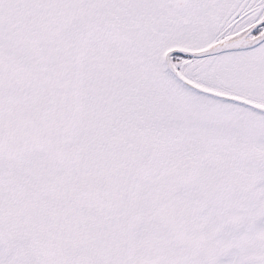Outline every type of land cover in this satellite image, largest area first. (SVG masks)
Returning <instances> with one entry per match:
<instances>
[{
    "label": "rangeland",
    "instance_id": "obj_1",
    "mask_svg": "<svg viewBox=\"0 0 264 264\" xmlns=\"http://www.w3.org/2000/svg\"><path fill=\"white\" fill-rule=\"evenodd\" d=\"M25 1L11 6L42 19L58 6L64 17L63 0H40L38 11ZM51 27H41V63H20L25 57L8 56L0 42V77L10 60L31 73L41 69L37 87L14 88L24 95L21 116L35 125V146L27 139L6 147L0 142V264H264V113L173 80L158 63L176 43L173 25L167 42L151 46L146 58L152 63H120L123 79L106 73L105 94L92 71L77 81L69 78L67 36L54 35ZM16 37L29 40L27 32ZM262 49L264 56V42ZM253 54L219 53L216 61L172 64L200 87L264 107V57L252 62ZM50 87L53 99L44 96ZM9 90L0 89V126L14 102L6 94L16 92ZM33 106L40 114L35 122L28 113ZM134 124L156 135L160 163L180 158L196 164L194 182L178 193L180 240L166 238L160 225L147 220L148 179L138 173L132 181L120 173L127 165L118 160L123 144L117 130ZM206 157L211 164L201 162ZM89 175L103 201L76 189Z\"/></svg>",
    "mask_w": 264,
    "mask_h": 264
},
{
    "label": "flooded vegetation",
    "instance_id": "obj_2",
    "mask_svg": "<svg viewBox=\"0 0 264 264\" xmlns=\"http://www.w3.org/2000/svg\"><path fill=\"white\" fill-rule=\"evenodd\" d=\"M0 1V42L8 56L12 57L19 52L26 59L20 63H41V27L50 25L54 35L64 33L67 36L64 56L69 78L77 81L89 76L88 71H92L98 81L96 88L102 94H105L103 84L106 73H118L117 76L123 79L119 76L120 63H152L146 58L152 53L151 46L156 42L165 43L169 40L167 33L172 30L169 29L170 25L175 26L173 30L177 33L174 37L176 43L171 47L202 50L228 42L244 45L201 56L169 54L170 63H201L208 61L210 57L213 59L219 53H233L239 57L248 55L249 51L256 53L252 55L255 58L252 62H263L264 38L253 40L254 42L252 39L264 32V0H63L60 4L64 8V17L57 13L58 6H55L53 15L44 19L36 11L27 10L23 14L17 11L19 7L11 6L14 2L21 3V0H5L3 8V0ZM25 3L31 4L34 10H39L40 0H26ZM25 32L29 40L16 37ZM168 48L170 47L166 49ZM199 57L203 59H195ZM11 61L3 66L4 74L0 77V89L9 87L10 92H16L6 94L14 102L7 104V110L3 112L11 118L3 115V125L0 126L1 147L22 144L25 139L28 145L32 142L34 147L37 142L33 135L35 125H27L21 116L24 113L21 107L24 99L22 90L27 89L25 86L29 84L36 87L40 84L41 69L37 66L31 73L25 67H12ZM105 63L112 64L105 67ZM158 63H162V60ZM51 69L54 71L52 65ZM164 71L175 80L165 69ZM53 75L49 69L46 82L50 84ZM130 78L134 77L125 76V79ZM137 83L136 91L141 92L145 82ZM90 89L93 90L94 86ZM54 95L55 91L52 92L50 87L44 96L53 99ZM13 103L16 106L12 108ZM28 113L32 122L40 115L36 106L29 108ZM116 135L123 144L118 152V160L127 165H124L123 170H117L129 180L135 179L138 173L140 177L148 179L147 220L160 225L166 238L180 240L182 222L178 212V193L194 182L198 171L196 164L180 158L171 163L163 160L160 163L162 147L156 135L153 136L150 130L142 129L138 124L129 129L117 130ZM201 162L204 165L212 163L210 157L202 158ZM117 163L115 161L114 164ZM158 167L159 170L156 169ZM81 181L90 186L79 191L86 197L98 195L99 200L103 201L104 195L93 175ZM128 200L131 204L129 210H136L135 197ZM103 209H107V206L103 205Z\"/></svg>",
    "mask_w": 264,
    "mask_h": 264
},
{
    "label": "water",
    "instance_id": "obj_3",
    "mask_svg": "<svg viewBox=\"0 0 264 264\" xmlns=\"http://www.w3.org/2000/svg\"><path fill=\"white\" fill-rule=\"evenodd\" d=\"M264 36V33H261L259 36L255 37L254 39H252V41H257L260 40L262 37ZM249 44H251V42ZM253 41V42H254ZM240 46H244L243 43L239 44V43H234V42H228V43H223V44H219V45H215V46H211L209 48L206 49H202V50H188V49H184L181 47H171L167 50H165L162 53V61H163V65L164 68L183 86H185L186 88L193 90L195 92L201 93V94H205L211 97H215V98H219V99H223V100H228V101H232L235 103H239L242 105H245L253 110H256L258 112L264 113V107L263 106H259L256 105L254 103H251L249 101H246L242 98L239 97H235V96H230V95H226V94H221L218 92H214L212 90H208L205 89L203 87H200L198 85H196L195 83L189 81L188 79H186L185 77H183L181 74H179L177 72V70L172 66V64L169 61V57L168 55L170 53H181V54H185V55H194V56H198V55H204V54H208V53H213V52H217L220 50H224V49H229V48H236V47H240ZM87 185H83V184H78L77 188H86Z\"/></svg>",
    "mask_w": 264,
    "mask_h": 264
}]
</instances>
